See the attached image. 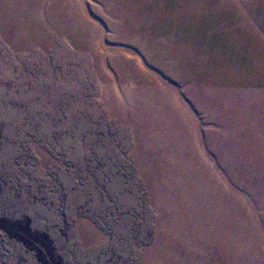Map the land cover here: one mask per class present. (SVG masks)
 Here are the masks:
<instances>
[{
    "label": "rangeland",
    "instance_id": "374dc122",
    "mask_svg": "<svg viewBox=\"0 0 264 264\" xmlns=\"http://www.w3.org/2000/svg\"><path fill=\"white\" fill-rule=\"evenodd\" d=\"M264 264V0H0V264Z\"/></svg>",
    "mask_w": 264,
    "mask_h": 264
},
{
    "label": "trees",
    "instance_id": "16d2710c",
    "mask_svg": "<svg viewBox=\"0 0 264 264\" xmlns=\"http://www.w3.org/2000/svg\"><path fill=\"white\" fill-rule=\"evenodd\" d=\"M32 264H35V263H32Z\"/></svg>",
    "mask_w": 264,
    "mask_h": 264
}]
</instances>
